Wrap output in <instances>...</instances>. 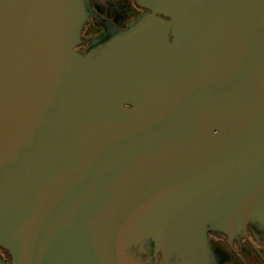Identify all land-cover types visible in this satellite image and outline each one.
Wrapping results in <instances>:
<instances>
[{
  "label": "water",
  "instance_id": "95a60500",
  "mask_svg": "<svg viewBox=\"0 0 264 264\" xmlns=\"http://www.w3.org/2000/svg\"><path fill=\"white\" fill-rule=\"evenodd\" d=\"M136 3L81 52L88 0H0V264L264 240V0Z\"/></svg>",
  "mask_w": 264,
  "mask_h": 264
},
{
  "label": "flooded vegetation",
  "instance_id": "af4514ba",
  "mask_svg": "<svg viewBox=\"0 0 264 264\" xmlns=\"http://www.w3.org/2000/svg\"><path fill=\"white\" fill-rule=\"evenodd\" d=\"M88 1L91 6L89 22L84 25L81 31L82 42L76 48L81 52L90 46L92 38L99 37L107 27L126 30L136 18L151 12L139 6L136 0ZM208 237L209 253L204 264H264V240L250 231L249 226L232 234L209 233ZM0 259H8L1 248Z\"/></svg>",
  "mask_w": 264,
  "mask_h": 264
}]
</instances>
